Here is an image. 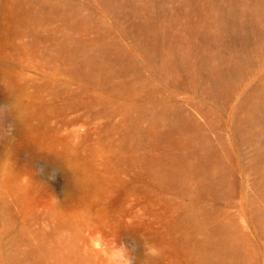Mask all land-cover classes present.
Wrapping results in <instances>:
<instances>
[{
	"label": "rangeland",
	"instance_id": "rangeland-1",
	"mask_svg": "<svg viewBox=\"0 0 264 264\" xmlns=\"http://www.w3.org/2000/svg\"><path fill=\"white\" fill-rule=\"evenodd\" d=\"M0 75V264H264V0H0Z\"/></svg>",
	"mask_w": 264,
	"mask_h": 264
},
{
	"label": "bare ground",
	"instance_id": "bare-ground-1",
	"mask_svg": "<svg viewBox=\"0 0 264 264\" xmlns=\"http://www.w3.org/2000/svg\"><path fill=\"white\" fill-rule=\"evenodd\" d=\"M0 78H1V75H0ZM6 82H7V84H9V81H6ZM6 96H9L10 97L11 96V92L10 91H6ZM9 115L12 118H14V113L12 111H10ZM90 183H91V180L90 179H88L85 176L80 175L77 178H75L74 187L76 189H86L90 185Z\"/></svg>",
	"mask_w": 264,
	"mask_h": 264
},
{
	"label": "clouds",
	"instance_id": "clouds-1",
	"mask_svg": "<svg viewBox=\"0 0 264 264\" xmlns=\"http://www.w3.org/2000/svg\"><path fill=\"white\" fill-rule=\"evenodd\" d=\"M146 247V254L152 257H156L159 255L158 249L153 245H145ZM124 264H131L129 259H125Z\"/></svg>",
	"mask_w": 264,
	"mask_h": 264
}]
</instances>
